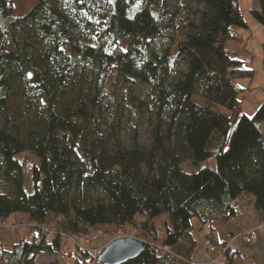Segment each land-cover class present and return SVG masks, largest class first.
<instances>
[{
  "label": "trees",
  "instance_id": "16d2710c",
  "mask_svg": "<svg viewBox=\"0 0 264 264\" xmlns=\"http://www.w3.org/2000/svg\"><path fill=\"white\" fill-rule=\"evenodd\" d=\"M189 1L171 14L168 0H38L18 18L16 0H0V221L22 214L31 224L11 245L0 242V264H36L40 256L63 264L61 233L40 238L58 216L68 238L107 226L132 232L145 249L127 264H191L201 234L224 247L213 225L240 217L245 199L264 225V103L233 126L245 92L238 81L255 72L227 44L248 25L239 0H197L205 9L194 26ZM252 14L264 27V0ZM162 16L182 34L193 28L176 55L173 40L153 49ZM120 78L143 84L152 98L148 149L138 143V110L132 145L120 139ZM211 158L216 170L182 169ZM68 257L100 264L80 245ZM225 259L243 263L232 247Z\"/></svg>",
  "mask_w": 264,
  "mask_h": 264
},
{
  "label": "rangeland",
  "instance_id": "374dc122",
  "mask_svg": "<svg viewBox=\"0 0 264 264\" xmlns=\"http://www.w3.org/2000/svg\"><path fill=\"white\" fill-rule=\"evenodd\" d=\"M168 8L171 14L176 12L179 0H168ZM38 0H16L15 15L18 18L27 15L33 7L37 4ZM240 8L243 17L248 25V29H235V34L239 39H235L227 44V48L236 55L237 58L245 62V67L255 72L253 79H242L238 81V85L245 90L240 96L241 105L236 111V117L234 119V127L237 119L241 115H248L252 117L257 109L264 103V76L262 64H264V27L259 24L252 14V10L257 8V0H239ZM256 3V4H255ZM205 6L199 4L197 0L189 1V14L188 19L192 25L199 23L200 15L198 12H203ZM159 29L163 34L161 39H156L153 43V49L162 52L169 48V43L173 40V44L170 48L171 54L176 55L178 52V46L186 41L185 35L193 32L192 27H186L181 33L180 29L175 26V20L171 16H162L159 20ZM145 87V88H144ZM115 101L118 105V123L120 124V139L126 147L132 145L133 131L131 123L134 121L133 111L138 110L140 112V119L137 127V139L141 147L148 149L152 146L153 140L151 136L150 120H154V108L152 105V98L147 97V87L143 84L135 83L132 81H125L124 79H118L116 85L113 87ZM193 101L201 106H205L203 99L199 97H193ZM215 110L220 113H226L229 115V111L216 107ZM233 114V113H232ZM106 129V126H104ZM262 134L264 136V124L261 127ZM182 169L186 172H196L201 169L216 170V160L211 158L199 165H193L191 163L184 162ZM25 187L28 194L33 191V184L31 177L26 174ZM244 211L243 214L230 221L228 224L216 223L220 233V239L228 240V236L234 233L235 235L244 234L251 230H257L258 239L250 245L245 244L242 238H238L231 243L234 250H239L243 256L242 264H264V225L258 228H253L244 231V229L253 226H259L260 221L256 218L251 204L247 199L243 201ZM245 212V213H244ZM18 214L11 216L5 223H1L0 226V242L6 245H11L14 239H20L25 235L26 228L30 226V220L22 221L18 219ZM29 218V217H28ZM145 216H138V221H143ZM156 224L160 225V221H156ZM65 220L62 216H58L57 223L50 228L51 233L45 238L51 241L55 233H61L62 242L61 250L64 258L59 257V260L63 264H73V260L68 257L72 252H75L76 246H82L89 250L92 255L95 250H105V248L113 241L124 238L121 233L117 232L113 226L100 227L103 230L102 237L93 242L91 245L83 244L81 239L68 238L62 235L65 233ZM134 234L129 233L128 236L132 237ZM44 238V237H43ZM201 246L199 253L201 262L194 261L193 264H217V260L223 255L219 253H208V250L204 248L205 237L200 235ZM137 239V238H136ZM16 241V240H15ZM81 242V243H80ZM53 258L40 256L37 259L36 264H52ZM227 262V261H226ZM192 264V263H191ZM228 264V263H227Z\"/></svg>",
  "mask_w": 264,
  "mask_h": 264
},
{
  "label": "built area",
  "instance_id": "2783aa9c",
  "mask_svg": "<svg viewBox=\"0 0 264 264\" xmlns=\"http://www.w3.org/2000/svg\"><path fill=\"white\" fill-rule=\"evenodd\" d=\"M0 222L5 223L2 221ZM50 233H51L50 228H44L41 230L40 238L42 239L43 237L48 236V234ZM102 235H103V230L98 228L94 232L78 238V240L81 239L83 244L85 245H91L93 242L98 241L102 237ZM238 238H242L245 244L250 245V244H253L258 239V232L257 230H251L242 235L241 234L229 235L228 240H226V245L222 248H218L214 246L210 240L205 239L204 248L208 250V253H219L223 255L220 259L217 260V264H227L226 259H225V253L226 251H228L230 247H232L231 243L236 241ZM39 242L40 241L38 240L37 243ZM102 253H103V250H95L93 252V256L96 260H98V258L102 255Z\"/></svg>",
  "mask_w": 264,
  "mask_h": 264
},
{
  "label": "water",
  "instance_id": "95a60500",
  "mask_svg": "<svg viewBox=\"0 0 264 264\" xmlns=\"http://www.w3.org/2000/svg\"><path fill=\"white\" fill-rule=\"evenodd\" d=\"M145 244L136 238L124 237L111 242L98 258L100 264H127L136 259Z\"/></svg>",
  "mask_w": 264,
  "mask_h": 264
},
{
  "label": "crops",
  "instance_id": "0c3cea01",
  "mask_svg": "<svg viewBox=\"0 0 264 264\" xmlns=\"http://www.w3.org/2000/svg\"><path fill=\"white\" fill-rule=\"evenodd\" d=\"M257 2H258V0H257ZM255 4H256V3H255ZM256 5H257V4H256ZM235 35H236V34H235ZM236 39H239L238 36H236ZM263 62H264V59H263ZM262 69H263V73H262V74H263V76H264V64H262ZM222 114H224V115H226V116H229V117H231V116L233 115L232 113H229V115H227L226 113H222ZM262 126H263V125H262ZM262 126H261V127H262ZM261 132H262V131H261ZM262 135H263V134H262ZM263 137H264V136H263ZM251 206H252V205H251ZM252 209H253V206H252ZM253 211H254V209H253ZM244 213H245V212H244ZM254 214H255V211H254ZM18 217H19L18 219H22V221H28L27 219H29L28 216H26V215H22V214H18ZM262 225H263V224H262ZM262 225L259 224V226L248 227V228L244 229V231L249 230V229H253V228H258V227H261ZM213 226H214V228H216L217 231H218L217 226H216L215 224H214ZM218 232H219V231H218ZM231 234H232V235H235L234 233H231ZM219 235H220V233H219ZM15 240H17V238H15L14 241H15ZM221 240H222V239H221ZM222 241H226V239H225V240H222ZM200 255H201V254L199 253L198 256H197V258H196V261L202 263L203 261H202V259H200V258H201Z\"/></svg>",
  "mask_w": 264,
  "mask_h": 264
}]
</instances>
